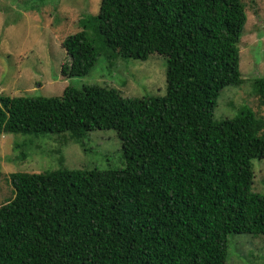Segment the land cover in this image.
<instances>
[{"label":"trees","instance_id":"16d2710c","mask_svg":"<svg viewBox=\"0 0 264 264\" xmlns=\"http://www.w3.org/2000/svg\"><path fill=\"white\" fill-rule=\"evenodd\" d=\"M244 0H101L64 38L61 78L99 57L167 59L163 96L69 85L62 96L0 93V135L67 133L81 142L114 129L121 168L12 172L0 205V264H227L232 233L264 235V117L244 106L214 119L222 90L241 85ZM264 105V76L253 79ZM63 161L61 162V164ZM1 177V170H0Z\"/></svg>","mask_w":264,"mask_h":264},{"label":"rangeland","instance_id":"374dc122","mask_svg":"<svg viewBox=\"0 0 264 264\" xmlns=\"http://www.w3.org/2000/svg\"><path fill=\"white\" fill-rule=\"evenodd\" d=\"M248 20L240 42L241 85L226 86L214 119L234 117L244 106L264 117L253 79L264 76V0H244ZM101 0H0V93L10 96H62L69 85L99 84L125 97L163 96L167 92V59L154 52L147 60L99 57L86 76L63 79L70 61L63 40L82 30L87 15L99 12ZM63 163L61 164V162ZM253 191L264 194V159H254ZM127 165L122 141L114 129H98L80 143L67 133L41 136L0 135V205L13 197L12 172L121 168ZM227 264H264V235L232 233Z\"/></svg>","mask_w":264,"mask_h":264}]
</instances>
